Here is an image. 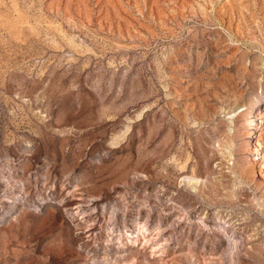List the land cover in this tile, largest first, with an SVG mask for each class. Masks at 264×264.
<instances>
[{
	"label": "rangeland",
	"instance_id": "1",
	"mask_svg": "<svg viewBox=\"0 0 264 264\" xmlns=\"http://www.w3.org/2000/svg\"><path fill=\"white\" fill-rule=\"evenodd\" d=\"M261 109L264 0H0V264H264Z\"/></svg>",
	"mask_w": 264,
	"mask_h": 264
},
{
	"label": "bare ground",
	"instance_id": "2",
	"mask_svg": "<svg viewBox=\"0 0 264 264\" xmlns=\"http://www.w3.org/2000/svg\"><path fill=\"white\" fill-rule=\"evenodd\" d=\"M257 123L254 128V154L257 157L256 171L264 181V109H261L257 115Z\"/></svg>",
	"mask_w": 264,
	"mask_h": 264
}]
</instances>
